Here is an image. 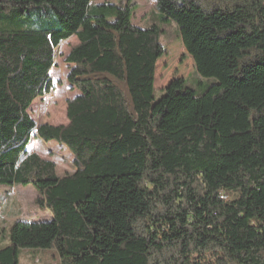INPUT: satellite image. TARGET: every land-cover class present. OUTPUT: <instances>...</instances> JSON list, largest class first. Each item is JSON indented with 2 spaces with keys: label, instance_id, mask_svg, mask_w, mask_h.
I'll use <instances>...</instances> for the list:
<instances>
[{
  "label": "trees",
  "instance_id": "1",
  "mask_svg": "<svg viewBox=\"0 0 264 264\" xmlns=\"http://www.w3.org/2000/svg\"><path fill=\"white\" fill-rule=\"evenodd\" d=\"M133 8L0 0V186L32 185L53 215L16 221L0 264L25 249L62 264H264V0H157L198 78L217 83L199 93L174 77L153 104L163 31ZM72 37L68 124L37 125L30 108ZM38 138L75 172L29 153Z\"/></svg>",
  "mask_w": 264,
  "mask_h": 264
},
{
  "label": "rangeland",
  "instance_id": "2",
  "mask_svg": "<svg viewBox=\"0 0 264 264\" xmlns=\"http://www.w3.org/2000/svg\"><path fill=\"white\" fill-rule=\"evenodd\" d=\"M114 5H131L133 8V23L142 29L156 24L163 31L161 44L165 55L155 66L153 100L164 95V88L174 77H182L186 85L199 93L214 83L216 79L198 78L194 62L187 55L182 44L179 30L174 23L163 24L157 18V0H108ZM99 1L98 3H101ZM78 44L76 37L63 42L55 51V66L50 72L53 89L49 94L38 98L30 108L31 118L37 125H67V102L78 95L73 90L67 78L70 67L65 59L71 49ZM202 84V85H201ZM29 153L39 155L42 159L53 162L60 177L75 172L73 156L70 151L55 141L46 143L41 139H34L28 146ZM38 191L32 185H1L0 186V248L10 243V229L18 221L45 222L51 221L50 211H43L37 205ZM20 264H62L57 250H30L20 252Z\"/></svg>",
  "mask_w": 264,
  "mask_h": 264
}]
</instances>
